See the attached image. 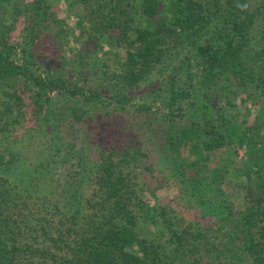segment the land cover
Here are the masks:
<instances>
[{
    "label": "trees",
    "instance_id": "1",
    "mask_svg": "<svg viewBox=\"0 0 264 264\" xmlns=\"http://www.w3.org/2000/svg\"><path fill=\"white\" fill-rule=\"evenodd\" d=\"M5 1L0 139L23 127L29 107L30 145L37 131L46 147L20 163L22 150L0 140V264H264V0H71L89 26L83 35L115 53L84 69L66 61L65 72L34 48L56 25L50 0L15 2L26 14L18 44ZM157 78L173 93L161 113L165 167L195 221L144 199L142 143L88 138L98 110L135 106L134 93ZM248 104L255 119L239 127L235 108ZM232 163L247 176L240 204L223 187ZM144 221L154 230L142 232Z\"/></svg>",
    "mask_w": 264,
    "mask_h": 264
},
{
    "label": "rangeland",
    "instance_id": "2",
    "mask_svg": "<svg viewBox=\"0 0 264 264\" xmlns=\"http://www.w3.org/2000/svg\"><path fill=\"white\" fill-rule=\"evenodd\" d=\"M29 2L31 0H23ZM257 0H252L256 2ZM15 2L18 4L19 0H7L4 2V7L9 10L10 16L7 17L8 24V36L11 38V42L18 44L22 39L21 33L25 25L26 14H19L14 10ZM52 4V11L49 18V26H52L53 22L56 24L54 28H49L41 35V38L36 42L34 48L36 55H39L41 62L46 64H54L58 67H63L61 72L69 70V66L65 64L66 61L74 62L78 68L84 69L88 65L98 64L103 59H108L109 56H114L115 47H111L107 44L104 48L100 47L95 40L88 38L87 28L83 31L81 24H85L86 21L82 18V6L79 3L71 4V0H50ZM0 10V15H1ZM17 19V21L15 20ZM15 24L13 25V22ZM12 22V23H11ZM81 23V24H80ZM58 25L67 28V34L69 37L57 35L59 33ZM65 34V33H64ZM86 54H90L89 57H85ZM179 60L173 61L178 63ZM65 64V65H64ZM196 70V68H193ZM192 69V70H193ZM158 76V75H157ZM158 79V78H157ZM185 80V78H184ZM160 83H164L163 79H158L155 83L148 87H143L134 94H138L137 102L135 106H122L121 112H110L106 115L102 114L103 108L98 110L95 114V119L87 121L89 123L88 138L95 144H114L122 145L128 144L129 146L141 145L146 153V156L142 158L143 167L141 168V178L145 185L143 192L144 199L148 204L155 208L154 211L166 208V210H172L179 215L186 217L189 220L198 219V211L196 209H184L182 206V199L179 194L180 190L172 178H169L170 170L165 167V164L171 165L164 161L165 159V139L163 137V120L162 114L167 111V103L165 99H169V94H173L169 91L170 86L165 84L159 86L162 89L157 93L151 92L158 88ZM91 86V84L86 85ZM150 93L148 90H150ZM149 93V94H148ZM142 99V100H141ZM142 102H146L147 106L142 107ZM217 101H221L217 103ZM215 100V105L220 106L223 104L222 100ZM251 110L246 109L241 105L239 108H235L238 116L236 123L239 127H242V123L247 120V124L253 123L256 116V107L248 104ZM26 115L22 117L20 126L23 127L8 132V136L4 139L1 138V144L9 145L13 144L15 150H22L23 154L20 155V163L22 160L36 161V154L38 150H43L46 146L43 143V135H38L35 132V143L30 145L29 140V128L35 124V118L33 117L32 109L27 107ZM37 134V135H36ZM33 138L31 134L30 139ZM226 151L223 153L214 154L210 158L211 164H218L221 158L226 157ZM189 153V152H188ZM244 155V150L241 149L238 153L239 158ZM145 166H148L147 168ZM172 166V165H171ZM241 164L232 163L231 172L225 176L223 184L225 192L233 193L232 197L235 198L238 204L244 200V192L247 182V176L237 169ZM142 224V232L154 230V226L149 221H144ZM149 222V223H148Z\"/></svg>",
    "mask_w": 264,
    "mask_h": 264
}]
</instances>
